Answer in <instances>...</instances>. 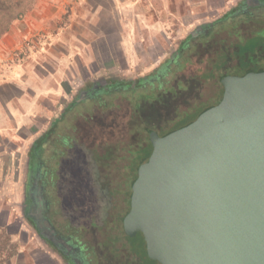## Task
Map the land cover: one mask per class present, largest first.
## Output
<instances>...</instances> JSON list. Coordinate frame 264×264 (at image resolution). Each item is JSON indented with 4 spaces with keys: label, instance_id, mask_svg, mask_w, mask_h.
<instances>
[{
    "label": "rangeland",
    "instance_id": "obj_1",
    "mask_svg": "<svg viewBox=\"0 0 264 264\" xmlns=\"http://www.w3.org/2000/svg\"><path fill=\"white\" fill-rule=\"evenodd\" d=\"M80 1L85 4V0H35L31 9L9 30L10 34L22 39L6 62L28 67L31 84L28 83L24 92L13 86L5 89L4 94L16 101L23 92L29 100L30 121L37 113L44 116L20 130L21 137L12 144L0 141V264H60L21 213L25 152L34 137L54 122V139L60 143L62 137H73V147L68 150L58 147L65 151V156H61L56 166L57 172L52 176L47 172L45 177L48 197L53 205L52 221L58 225L70 223L81 231L85 241L95 246L98 264H113L107 256L118 260L116 253L105 251L104 243L109 236L115 237L112 230H108L112 206L110 210L111 203L107 198L121 192L117 190L118 181L128 174L122 167L126 152V148H123L133 138L122 135L123 130L130 128L131 124L115 123L120 115H125L123 111L128 110V102L119 99L118 108L106 110L92 100L79 102L72 107L71 104L84 87L103 82L133 81L137 77L151 75V68L159 61L166 62L176 51L179 42L197 25L229 14L242 2L152 0L151 5H146L145 0L141 3L132 0L133 6L124 8L121 5L117 7L118 3L112 0H87L88 4L84 6L79 4ZM52 2L61 5L62 9L58 11V7H47L58 12L50 11L53 14H48L46 18L45 6ZM41 21L42 24L45 22L44 27L39 26L25 38L29 26L34 28V22ZM227 30L221 31L207 51L209 64L204 67L207 70L218 58L225 57V54L217 53L219 41L234 40L232 32L236 31ZM199 63V56L190 59L187 71L173 79L168 77V85L175 88ZM205 77L206 74L198 76L195 100L206 101L217 92L213 79ZM20 80H26V76L22 78V74H17L14 83ZM38 83L40 89L36 87ZM184 108V104L179 106L177 114L183 112ZM117 126L121 129L119 132H116ZM115 140L120 148L123 146L116 154ZM103 151L118 157L115 160L118 166L112 161V167L104 169L101 165L103 161L97 159ZM49 157L47 150L46 163L50 170L55 164L49 162ZM55 178L56 186L53 189L51 184H54ZM55 202L60 210L58 215L54 212ZM93 216H96L95 220ZM118 237L116 245L124 243L123 237Z\"/></svg>",
    "mask_w": 264,
    "mask_h": 264
},
{
    "label": "water",
    "instance_id": "obj_2",
    "mask_svg": "<svg viewBox=\"0 0 264 264\" xmlns=\"http://www.w3.org/2000/svg\"><path fill=\"white\" fill-rule=\"evenodd\" d=\"M220 82L218 104L149 134L131 184L124 233L158 264H264V72Z\"/></svg>",
    "mask_w": 264,
    "mask_h": 264
},
{
    "label": "flooded vegetation",
    "instance_id": "obj_3",
    "mask_svg": "<svg viewBox=\"0 0 264 264\" xmlns=\"http://www.w3.org/2000/svg\"><path fill=\"white\" fill-rule=\"evenodd\" d=\"M228 28L231 29L230 31H236L232 32L234 40L221 39L219 41L220 49L216 52L225 54V57L218 58L219 60L207 70L204 68L206 64H209L207 51L212 47L221 31L227 32ZM176 48V51L171 53L166 62L160 63L159 61L151 68V75L137 77L133 81L103 82L84 87L71 104L72 107L79 102L92 100L102 106L103 110H106L118 108L119 99H125L128 102V110L123 111L125 115L123 117L120 115L118 122L113 121L117 125L131 124L130 128L123 130L122 137L131 136L133 138V141L123 148H126V152L122 158L125 161L122 167L128 174L124 176L125 179L118 181L117 190L120 189L121 192L107 198V200L109 199L108 203H111L110 210L112 206L107 222L108 230H112L115 237L110 238L109 236L104 244L106 252L113 251L118 256L117 261L114 260V257L107 256L113 264H152L146 256L138 254L142 250L141 242H139L142 234L137 233L133 237H128L124 233L122 225V219L130 208L131 184L136 176L137 167L145 159L144 154L146 152L150 154L152 151L149 134L155 132L159 137H163L190 124L205 110L218 104L223 93L221 78L243 76L248 72H264V0H242L241 4L229 14L223 15L213 22L197 25L183 41L179 42ZM195 56H199L201 65L199 63L197 68L192 69L175 88L168 85L170 80L168 77L173 79L174 76L182 75L189 67V60ZM199 74H206V79H213L214 86L217 88L214 96L208 97L206 101L195 100ZM101 95L103 99L99 97ZM190 101L191 103H189ZM182 104H184L185 110L177 114V109ZM109 122L112 123V121ZM117 128L116 132H119L121 129L118 126ZM47 129L46 127L40 134V138L45 136ZM61 139L62 141L60 143L57 141V143L64 146L60 145L62 149L68 150L73 147V137H62ZM33 143L34 140L26 151L23 168L25 173L24 193L21 201L23 218L27 220L44 246L52 252L53 256L57 257L60 264H98L95 246L85 241L81 231L67 222L61 223V225L53 223V205L48 197L45 183V177L49 171L46 156L47 150L51 155L50 144L48 141L44 142L43 150L37 151V157L31 159L30 151ZM114 145L116 154L123 146L120 148L117 140ZM61 156H65V151H61L58 156L53 158L55 167H51L50 171L53 169L54 173L57 172L56 166L62 159ZM97 159L104 162L101 164L104 169L112 167V163L118 166L117 161L115 162L118 157L116 158L113 153L103 151ZM56 178L54 179L55 186ZM128 192L129 195H127ZM57 205L55 202L54 212L56 215L60 213ZM92 218L95 220L96 216ZM46 222L49 223V226L46 225ZM51 232L53 233L51 234ZM47 234L53 236L57 244H54ZM118 236L123 237L124 243L116 245ZM143 248L146 254L145 243Z\"/></svg>",
    "mask_w": 264,
    "mask_h": 264
},
{
    "label": "crops",
    "instance_id": "obj_4",
    "mask_svg": "<svg viewBox=\"0 0 264 264\" xmlns=\"http://www.w3.org/2000/svg\"><path fill=\"white\" fill-rule=\"evenodd\" d=\"M118 3V6L121 5V7L131 8L133 6L132 0H121V4H119V0H112V2ZM142 0H139L141 3ZM87 0H85V4L82 3V1L79 2L81 6H84L88 4ZM138 2V1H136ZM47 4V3H46ZM45 4V5H46ZM137 4V3H135ZM146 5H151L152 0H145ZM47 7H58V11H61L62 9L61 5H55L53 2L48 6H45L44 11H46V18L48 14L57 13L58 11L53 10L52 8ZM43 11V13H44ZM52 11V12H50ZM52 13V14H53ZM43 17V16H42ZM46 21V20H44ZM144 21V20H143ZM41 22H34V28L29 26V29L27 30V35L25 38L29 37L33 32H35L39 26L44 27L45 22L42 24ZM33 26V25H32ZM156 27L158 24L155 25ZM6 33L4 36L0 38V141H9L10 144H12L14 141H16L20 134L19 131L23 130L24 128H28V126L32 125L34 120H40L44 115L40 113H37V115H34V119L30 121V107H29V100L23 95V90L25 87L30 83L31 80V74L28 67L23 66L22 64H8L6 61L9 59L11 51L18 47V45L21 42V37H16L15 34ZM126 52V50H125ZM17 74H22V78L26 76V80H20L16 83H14L15 76ZM21 79V78H20ZM29 83V84H28ZM26 84V85H25ZM11 86V87H10ZM15 86L17 89H20L21 94H19V98L15 101L13 97H7L4 94L5 89L12 88ZM14 87V88H15ZM38 89H40L39 83L36 86ZM28 88V87H27ZM39 104V103H38ZM37 107H40L39 105ZM29 110V111H28ZM45 130L43 128L42 132ZM40 132L37 137L40 136L42 133ZM21 137V136H20ZM37 137H34L33 140H35ZM0 142V143H1ZM31 145V144H30ZM30 147V146H29ZM27 153V152H25Z\"/></svg>",
    "mask_w": 264,
    "mask_h": 264
},
{
    "label": "trees",
    "instance_id": "obj_5",
    "mask_svg": "<svg viewBox=\"0 0 264 264\" xmlns=\"http://www.w3.org/2000/svg\"><path fill=\"white\" fill-rule=\"evenodd\" d=\"M34 3H35V0H0V37L3 36L4 34L8 33L12 27V24L16 21L21 20L23 18V16L31 9V7ZM142 84H143V82H142ZM54 132H55V124H51V126L48 127L46 134L43 138H40L41 137V135H40L39 137H37L34 140V143L31 146L32 150L30 151V158L31 159L37 157V151H39L40 149L43 150V143L47 142V141L50 144L49 148L51 151V155H50L51 161L53 162V158L60 154L61 151L58 149V147H60V145L57 143V141L53 137ZM149 155H150L149 152H146L144 154V157L146 158ZM48 172L52 176L54 173V170L52 169L51 171L49 170ZM51 187L54 189L55 184H51ZM127 195H129V192ZM142 238L139 240V242H141V245H142V250H140L138 254L140 256L145 257L146 254H145V251L143 248L144 240ZM137 241H134V242H137ZM8 258H9V256H8ZM146 258L149 259L147 256H146ZM149 262L152 264H158L155 261L154 262L150 261V259H149Z\"/></svg>",
    "mask_w": 264,
    "mask_h": 264
}]
</instances>
